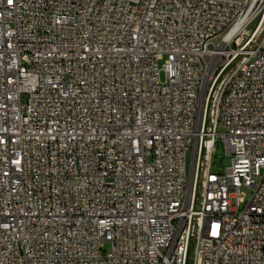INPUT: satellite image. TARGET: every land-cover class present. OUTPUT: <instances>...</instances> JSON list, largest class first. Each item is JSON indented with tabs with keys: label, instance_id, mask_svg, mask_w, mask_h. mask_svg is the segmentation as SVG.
<instances>
[{
	"label": "built area",
	"instance_id": "obj_1",
	"mask_svg": "<svg viewBox=\"0 0 264 264\" xmlns=\"http://www.w3.org/2000/svg\"><path fill=\"white\" fill-rule=\"evenodd\" d=\"M0 264H264V0H0Z\"/></svg>",
	"mask_w": 264,
	"mask_h": 264
},
{
	"label": "rangeland",
	"instance_id": "obj_2",
	"mask_svg": "<svg viewBox=\"0 0 264 264\" xmlns=\"http://www.w3.org/2000/svg\"><path fill=\"white\" fill-rule=\"evenodd\" d=\"M221 127L218 128V132H222ZM228 155L225 153L223 144L220 142L219 138L216 139L215 150L212 156V165L211 169L214 172H221L224 166L228 163ZM240 193L243 196L245 201H248L252 193V189L247 186L240 187Z\"/></svg>",
	"mask_w": 264,
	"mask_h": 264
}]
</instances>
